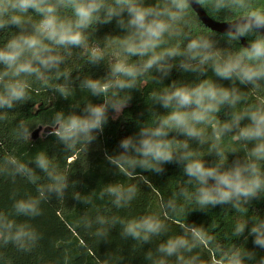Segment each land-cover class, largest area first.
<instances>
[{"label": "clouds", "instance_id": "1", "mask_svg": "<svg viewBox=\"0 0 264 264\" xmlns=\"http://www.w3.org/2000/svg\"><path fill=\"white\" fill-rule=\"evenodd\" d=\"M197 7L226 24L225 31L194 30ZM113 22L123 33L112 39L118 55L105 77L89 76L79 84L92 96L103 97V102L88 103L82 114H57L54 135L66 144H90L103 132L109 113H122L146 78L160 85L148 98L153 107L165 111L142 124L136 135L123 138L119 142L122 151L106 159L133 179L144 173L161 175L165 165H181L187 177L184 183L192 190L181 187L162 202L159 215L96 219L101 226L118 221L123 237L144 244L153 237H166L155 254L145 253L151 264H202L195 253L197 226L185 224L179 233L168 235L166 221L172 218L169 212L175 215L189 208L204 211L230 204L241 209L264 194V99L250 102L252 92L264 89V0H0V30L18 29L0 46V109H12L27 100L30 77L48 84L50 74L55 73L67 81L71 73L62 72L61 65L73 49H81L90 64L98 65L105 55L90 46L91 32ZM242 39L247 43L242 44ZM174 69L194 79H172L165 84ZM220 81L229 83L225 86ZM56 90L68 95L67 84H57ZM19 129V137L31 136L23 122ZM226 137L243 148V157L234 147L229 162L222 147ZM193 141L197 148L192 147ZM205 145V153L198 150ZM205 155L214 157V162L207 163ZM34 164L35 168L9 158L0 169V176L12 183L21 178L35 188V194L13 192L10 208L0 210V248L12 245L20 252L36 248L43 235L32 221L44 214V203L53 197L63 199L68 188L67 178L46 154L38 153ZM36 169L46 174L47 183H39ZM105 194L117 209H123L137 198V186L110 184L100 196ZM73 199L92 202L91 196L79 192ZM91 223L85 215L84 226L90 228ZM246 229L254 249L264 250V219L256 218L250 227L248 221L238 222L234 235L240 237ZM107 234L104 227L95 233L98 237ZM256 256V251L233 247L222 253V264H245L246 260L264 264V256L259 260Z\"/></svg>", "mask_w": 264, "mask_h": 264}, {"label": "trees", "instance_id": "2", "mask_svg": "<svg viewBox=\"0 0 264 264\" xmlns=\"http://www.w3.org/2000/svg\"><path fill=\"white\" fill-rule=\"evenodd\" d=\"M147 2L151 3L154 0ZM193 28L194 30L209 29L198 16L193 22ZM16 31L18 29L15 27L0 30V46ZM122 34L114 22L103 25L91 32L89 44L98 45L101 49L109 44L118 52L112 39ZM214 38L220 40L219 36ZM220 45H224L223 40H220ZM103 52L105 59L98 65H92L88 62L86 53H82L78 48L73 49V55L61 65L62 72L67 69L71 73L67 81L64 80L63 75L57 76L55 73L50 74L48 84L30 77L27 100L18 103L12 109H0V116L3 117L0 119V169L5 168L6 160L9 158L35 168L34 157L38 153H44L50 158L56 171L63 174L68 182L63 199L53 197L44 203L42 205L44 214L32 221L43 235L39 245L31 252H20L12 245L0 248V264H151L145 259V253L151 250L155 254L157 245L166 237H153L151 243L144 244L130 237H123L122 225L118 221L115 224L101 226L96 218L99 216L111 221L113 218L159 215L162 212V202L171 199L181 187L192 190L191 185L184 183L187 177L184 176L181 165H165V172L161 175L144 173L143 176L133 179L119 172L106 159V155H114L122 151L119 142L123 138L136 135L142 124L146 121L151 122L157 112L165 111L159 106L151 105L148 94L160 85L154 84L150 77L140 85L139 90L132 92L133 98L122 113L119 115L109 113V120L103 132L98 133L90 144L84 141L66 144L54 135V132L39 136L37 139L33 138L34 132L39 127L55 128L58 125L57 114L67 115L72 112L82 114L83 107L88 103L103 102V97H94L86 89L79 87L80 81L86 77H105L111 62L106 50ZM172 79L192 80L194 77L180 74L174 69L171 77L164 83H171ZM220 83L227 86L229 82L220 81ZM57 84H67L66 97L56 90ZM261 99H264V89L250 94L252 103ZM221 118L223 119L222 113ZM21 122L31 133L28 139L18 135ZM191 145L197 148L194 141ZM222 147L228 153L229 162L234 158L230 152L234 147L239 149L241 157L244 155L243 148L234 143L230 137L223 140ZM198 150L205 153L207 145ZM204 159L209 164L214 162L212 156L205 155ZM36 172L41 177L39 183L48 182L46 174L39 169H36ZM144 177H147V180ZM117 183L137 186V198L129 207L117 209L111 197L107 194L100 196L106 186ZM13 192L19 195L35 194V188L21 178H17L16 182L12 183L7 176H0V210L10 208L12 203L10 197ZM76 192L91 196L92 202L84 204L73 199V194ZM182 202V200L178 201V203ZM85 215L92 222L90 228L84 226ZM169 216L172 218L166 221L168 235L179 233L185 224L197 226L195 236L198 247L195 253L201 256L202 264H222V253L228 252L233 247L256 251V260L264 256V250L254 249L252 237L247 235V229L240 237L234 235L235 225L238 222L248 221L250 227L251 222L256 218L264 219V194L242 205L241 209L229 204L210 207L204 211H191L189 208L175 215L169 212ZM100 227L108 230L106 237L95 235ZM245 264H255V261L246 260Z\"/></svg>", "mask_w": 264, "mask_h": 264}, {"label": "water", "instance_id": "3", "mask_svg": "<svg viewBox=\"0 0 264 264\" xmlns=\"http://www.w3.org/2000/svg\"><path fill=\"white\" fill-rule=\"evenodd\" d=\"M195 11H196V14H197L198 18L200 19V21L207 28H209L210 30H212V31H214L216 33H223L225 31V29L227 27L226 24L213 19L211 16L208 15V13L204 9L197 7L195 9ZM241 43L242 44H246L247 41L242 39ZM57 127H58V125L55 128H52V127H45V128L44 127H40V128H38V130H36L34 132L33 138L37 139L40 136L42 131H44L45 134H51V133L55 132Z\"/></svg>", "mask_w": 264, "mask_h": 264}, {"label": "rangeland", "instance_id": "4", "mask_svg": "<svg viewBox=\"0 0 264 264\" xmlns=\"http://www.w3.org/2000/svg\"><path fill=\"white\" fill-rule=\"evenodd\" d=\"M92 47L95 48H100V46L98 45H94ZM101 49V48H100ZM103 51L106 50V55L109 57L110 62L113 61V59L116 57V55H118V52L115 51V49H113L109 44L107 45V47H105L104 49H102ZM40 128V127H39ZM45 128V127H44ZM38 130V128H37ZM44 131L41 132L40 136L44 135Z\"/></svg>", "mask_w": 264, "mask_h": 264}]
</instances>
